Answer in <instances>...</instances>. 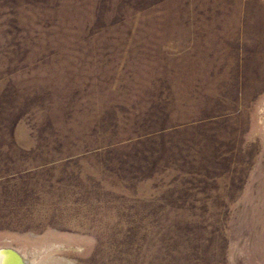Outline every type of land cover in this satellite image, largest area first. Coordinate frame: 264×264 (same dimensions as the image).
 Listing matches in <instances>:
<instances>
[{"label": "rangeland", "instance_id": "374dc122", "mask_svg": "<svg viewBox=\"0 0 264 264\" xmlns=\"http://www.w3.org/2000/svg\"><path fill=\"white\" fill-rule=\"evenodd\" d=\"M0 248L264 264V0H0Z\"/></svg>", "mask_w": 264, "mask_h": 264}, {"label": "water", "instance_id": "95a60500", "mask_svg": "<svg viewBox=\"0 0 264 264\" xmlns=\"http://www.w3.org/2000/svg\"><path fill=\"white\" fill-rule=\"evenodd\" d=\"M0 254L7 257V264H27L23 259L22 256L15 250L11 248H0Z\"/></svg>", "mask_w": 264, "mask_h": 264}, {"label": "bare ground", "instance_id": "6f19581e", "mask_svg": "<svg viewBox=\"0 0 264 264\" xmlns=\"http://www.w3.org/2000/svg\"><path fill=\"white\" fill-rule=\"evenodd\" d=\"M22 259L28 264L27 260L23 256H22ZM6 262H7V257L0 254V264H7ZM13 264H16V263H13Z\"/></svg>", "mask_w": 264, "mask_h": 264}]
</instances>
